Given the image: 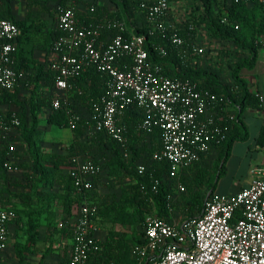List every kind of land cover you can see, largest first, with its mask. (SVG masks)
I'll return each mask as SVG.
<instances>
[{
  "label": "built area",
  "instance_id": "1",
  "mask_svg": "<svg viewBox=\"0 0 264 264\" xmlns=\"http://www.w3.org/2000/svg\"><path fill=\"white\" fill-rule=\"evenodd\" d=\"M136 1L155 29L173 30V41L184 44L175 32V22L166 18L171 0ZM258 1L264 8V0ZM57 27L63 35L55 39L48 62V67L56 71L52 106L59 109L68 102L59 92L77 91L83 95L84 90L73 79L95 68L106 77L105 92L97 100H90L95 132H103L116 140L127 155L129 130L123 116L132 104L143 115L139 129L149 133L161 131L162 149L153 157L170 162L169 178L176 179L177 183L175 191L167 196L170 217L147 218L146 241L135 247L140 263L264 264V168H256L258 177L235 194L213 192L200 217L183 224L172 218L177 196L186 191L180 180L182 173L203 160L214 143L227 138V129L222 125L226 113L220 102L217 104L220 97L208 89H200L189 78H171L164 74L162 66L149 57L146 36L133 33L127 37L128 26L124 20L105 18L88 23L74 8L59 6ZM107 32L106 39L102 40ZM21 35L22 30L15 21L0 19V98L24 79L15 57ZM257 43L264 46V33ZM203 50L200 47L199 51ZM218 105L222 112L212 109ZM77 119H70L72 129ZM230 119H235V115L231 114ZM21 123L17 112L5 114L0 104V137ZM13 159L12 155L6 158V169H15ZM71 161L70 174L85 197L73 212L72 252L64 264H94L93 256L100 249L102 223L99 206L86 193L92 190L93 179L103 171V164L81 155ZM147 170L144 163L137 166L139 175H145ZM152 190L158 192L159 180L153 183ZM1 200L0 190V252L8 242L10 223L17 218L16 210L1 205ZM0 264L20 263L5 262L0 257Z\"/></svg>",
  "mask_w": 264,
  "mask_h": 264
},
{
  "label": "trees",
  "instance_id": "2",
  "mask_svg": "<svg viewBox=\"0 0 264 264\" xmlns=\"http://www.w3.org/2000/svg\"><path fill=\"white\" fill-rule=\"evenodd\" d=\"M194 1L197 4L192 7L190 13L185 16L183 20L175 23L177 25L175 32L183 38V45H179L173 41V30L160 31L155 29V26L148 19L147 14L140 10L136 0H115V2H117L118 11L106 17L124 20L129 24L130 28L125 33L127 37L133 33L145 35L149 57L155 64L162 66L164 74L171 78H189L193 82H196L200 89H208L221 99L217 104L220 102L219 105L224 107V113H226V120L223 121L222 125L227 129V138L222 142L213 144V147L218 148L220 156L215 169L216 174L211 182L212 192L203 198L194 195L185 204L186 215L189 216L190 219L198 218L203 214L207 201L215 191L214 184L217 182L216 179L219 180L225 172L232 144L239 137L236 131L240 129L242 123L241 116L245 112L247 101L251 99L254 100V102L260 101L258 96L256 99L254 98L249 88V82L242 75L241 71L245 66L252 68L255 65L258 50L264 47L257 43L258 36L264 33V8L260 3H256V6L251 9L248 7L249 5L246 0H240L238 2L236 0ZM60 4L65 6V1L60 0ZM131 6L134 11L141 12L147 18V22L142 25L143 27L141 29L136 27L133 18L129 15V7ZM256 9L261 11L260 23L252 19L251 14ZM99 11L100 9L98 10L97 8V11L92 12V15L85 20L88 23L104 20L105 17H102L104 16L103 12ZM98 13H101V15L98 16ZM169 13L166 17L167 19H169ZM0 19H11L21 28L22 35L18 42L22 39L23 34L29 30L28 18H16L13 0H0ZM223 20L225 21L223 22ZM201 26L205 27L212 37L220 39L225 44L234 45L235 52H239L235 50V46H237L236 49L240 47L250 52V56L247 58L243 57L239 60H235L233 65L231 64V67L233 66V76L235 79L233 87L227 88V85L222 82L221 74L216 69H209L204 65V54L199 51L200 46L198 45V40L202 37ZM133 27H135L133 30L134 32L131 31ZM61 34L63 33L57 30L56 35L53 37L51 48L55 39L61 36ZM108 34L109 32L104 33L101 39L105 40ZM224 51L226 55H228L229 52L231 53V49H224ZM205 54H208V52ZM18 56L23 58V61H28L27 58L24 56L22 57L21 49L18 52ZM33 62L37 64L36 61ZM37 66L38 73L29 76L28 81V86H31V89L29 88L31 95L27 100V104L31 111V125L33 128L30 139H33L35 133L38 132V128H40L39 115L43 111L48 112V123L58 129L71 128L70 119L72 117H78V119L76 121V126L72 129L75 135V141L69 144L64 152L41 153L38 141H31L29 139L32 147L30 154H32L33 163L35 164L33 172L39 175L34 179L36 183L45 182L46 184L49 183L53 185L54 179H58L61 182L64 189L62 195L64 199V212L67 218H69V216L72 215V209L80 205L85 197L75 186L74 179L70 174L69 170L72 165L71 160L78 155L84 157L83 153H86L87 157L84 158H88L92 161L102 163V160H105V163H102L103 171L94 177L92 182L93 188L86 193L88 199L90 198L91 201L99 206L101 223L106 217L113 214L116 218L120 216L119 220H122L121 216L125 215L130 219L132 214L125 212V208L129 204L136 205L137 211L141 216L145 215L147 205H152L157 209L156 215L160 217H170L167 196L171 191H175L177 180L169 178L171 165L168 160H155L153 157L156 152L162 149L161 131L156 129L154 132L149 133L139 129L138 124L143 118V115L138 106L132 104L128 107L123 116V122L127 125L129 130L127 155L124 154V150L116 140L103 132H95L94 137H91L89 140L84 139L83 137L93 125L94 120H90L89 118L85 119L81 116L79 113V106L80 104H84L92 109L90 100H97L105 92V75L95 68H89L80 77L73 79V83L84 90V94L80 95L77 91L69 92L72 94L69 104H64L61 108L55 109L52 106L51 99L52 96L56 95V71L49 67L46 68L47 70L45 71L43 66ZM44 78H47L46 83L49 85L50 89L53 88L55 91V93H50V97L43 95L44 93L38 89L41 79ZM18 90L19 88L16 87L13 91L6 92L5 95L0 98L1 106L2 104L8 103L10 97L13 94L15 96ZM219 105L212 109L222 112V107ZM235 113V119H230V115H235ZM21 120L22 123L20 127H18V131L23 130L22 133L24 134L26 130H29L28 122L24 120V115L21 117ZM245 137L246 136H244V138ZM3 154L4 159L6 153L3 152ZM149 159L152 161L150 167L147 165ZM201 162L202 160L182 173L180 180L186 186V191L184 193L188 191V181L191 177L188 171H193L196 167H198L197 169L201 168ZM141 163L146 164L148 167L145 175H139L137 172V166ZM66 168H68V172H66ZM105 168L108 169L110 175L114 177L120 179L122 176L132 178L128 188L123 189L122 198L120 197L119 201H116V204L113 205L108 204L106 201L105 204H103V201L97 197L95 192L96 181L104 173ZM209 172V169L201 168L196 176L198 183L203 182L209 176ZM156 180H159L158 192L152 190L153 183ZM141 185H145L144 190L141 189ZM173 206L175 210L176 205L173 204ZM129 219L125 220V222H129ZM145 235V232L140 233L135 241L136 246L145 243ZM132 247L133 243L125 234H121L119 231L112 229L108 232L107 239L104 242H100V249L93 256L92 262L94 264H127L129 258H134V256L131 257L130 255Z\"/></svg>",
  "mask_w": 264,
  "mask_h": 264
},
{
  "label": "crops",
  "instance_id": "3",
  "mask_svg": "<svg viewBox=\"0 0 264 264\" xmlns=\"http://www.w3.org/2000/svg\"><path fill=\"white\" fill-rule=\"evenodd\" d=\"M87 1H98V6L96 8H98V10L100 9L99 12L106 11L104 8L107 4H101L99 0H79L78 3L84 7V4H86ZM246 2L249 5L248 7L251 9L256 6V3H259L258 0H246ZM67 4L71 5L70 0H67ZM196 4L197 3H195L194 0H171L169 19L175 23L180 22L190 13V10ZM13 7L14 14L16 15L17 19H29V30L23 34L18 45V50L15 53L17 66L19 67L20 72L23 73L24 79L18 86L19 90L17 93H15L16 95L14 96L13 94L10 97L8 103L2 104V109L4 113L8 115L12 112H17L20 117L24 115V120L28 122L29 125H31V111L29 105L27 104V100L31 95V86H28L29 76H33L38 73L37 65H40L41 67L43 66L45 71L47 70L46 68H48V62L51 55V44L53 37L56 35L58 30L57 13L53 15V12H51L52 9L45 7V5H41V7L35 6L34 0H13ZM88 7L89 5L86 7V9H79L80 11H77L82 19H88L89 16L92 15L90 10H88ZM136 12L141 13L138 11ZM99 15H101V13H98V16ZM251 15L253 21L260 23V10H254ZM134 23L136 24V21H134ZM127 26L129 29L130 25L127 24ZM134 28L135 27H133L131 31H133ZM201 34L202 37L198 40V45L200 47L203 46L204 48L205 45L208 44L206 46L210 48L217 47L218 50L234 49V45L225 44L220 39L212 37L206 28L202 26ZM261 36L262 35L258 36V38ZM236 48L237 46H235V50L243 52V57L247 58L250 56V52L248 50L240 47L239 49ZM20 49L22 51V57L24 56L28 59V61H23V58L18 56ZM31 60L36 61L37 64ZM250 69L257 70V74L252 77L243 76L249 82V88L253 93L254 98L256 99L257 96L259 97L258 94H260V101L258 100L254 102L252 99L247 101L245 112L241 116L242 123L240 129L236 131L239 137L233 142L230 155L227 160L228 163L231 157L237 153L239 155V152L243 153V155L246 157H249L248 173L251 178H248L244 182L242 188L249 186L251 182L258 177L257 173L255 172L256 168H264V47L259 48L255 65ZM46 82L47 78L41 79L38 89L44 93L43 95L50 97V93H55V91L53 88L50 89ZM59 94L61 96L67 97L68 101L70 100L69 93L62 91L59 92ZM53 98L54 96H52V99ZM47 119L48 112L43 111L39 115L40 124L46 126L49 125L50 130H55L56 127L49 124ZM60 130H67L69 137L66 139V141L68 144H71L75 141V135L72 128ZM18 134V129H15L9 133H4L0 137V190L2 193L1 205L4 207H12L17 212V218L10 223L8 242L4 250L0 252V257L5 262H14L20 264H64L72 252V227L75 219L73 212L76 210V208L74 207L72 209V215L67 218V226H69L68 230L71 232L60 226L58 227L57 232L54 226H57L56 223L60 218L66 216L64 212V199L62 198L64 189L58 179L53 180V189H49L47 186L48 183H36L32 173L33 169L35 168V164L33 163V158L29 157L30 152L27 154L25 152L22 153L18 151L19 149H22V147H16V152L11 149L14 147V145L19 144V142L15 140ZM244 136L246 137L244 138ZM214 149L215 150L213 151L211 149L212 152L210 151V153L215 152L216 154H220L218 148L214 147ZM64 151H66V149L59 151L58 153ZM3 152L6 153L4 159ZM10 155L14 156L13 163L15 169H6L4 167L3 163ZM203 160L201 162V166L204 167L203 163L205 160ZM197 168L198 167L194 168L193 171L189 170L188 174L193 177V172ZM66 172H68V168H66ZM108 177H111V175H108ZM108 177L106 175L97 179L95 192L97 197L102 199V201H106L108 204L113 205L116 204V201H119L120 197L122 198L123 189H127L128 186H125L127 184L124 181V184L122 185H120L119 182H115V186H111L110 188V186L107 185V182H112ZM123 178L128 179L124 176ZM130 181L128 179L129 183H131ZM117 193L118 197L115 196ZM56 204L61 205L62 210H54V205L56 206ZM61 211L64 213L63 215L60 213ZM102 225L101 231L99 232V237L101 242H104L107 239L108 231H104L102 229ZM49 247H65V251L62 252L56 248L54 251H51ZM130 255L131 257L133 256L132 251ZM134 261V258H129L127 264H134Z\"/></svg>",
  "mask_w": 264,
  "mask_h": 264
},
{
  "label": "rangeland",
  "instance_id": "4",
  "mask_svg": "<svg viewBox=\"0 0 264 264\" xmlns=\"http://www.w3.org/2000/svg\"><path fill=\"white\" fill-rule=\"evenodd\" d=\"M71 5L67 4V0L65 1L66 7L72 9L74 8L76 11H80L82 9H86V7L89 5L88 10H90V13L97 11V4L98 1H87L85 6H81L79 0H70ZM99 2L102 4H107L106 7L104 8L105 12H103V15L106 17H109L112 15V13H116L118 11V6L117 2L115 0H99ZM121 2V1H120ZM35 6L41 7V5H45V7H49L51 12H53V15L57 13V9L59 6H62L60 4L59 0H34ZM95 3V4H94ZM32 4V3H31ZM101 7V6H100ZM80 9V10H79ZM129 15L136 21V27H139L140 29L143 27L144 23L147 22V18L144 14L142 13H137L136 11L133 10V7H129ZM83 12V11H82ZM78 14V13H77ZM139 14V16H138ZM79 15V14H78ZM103 19V18H102ZM138 21V22H137ZM129 22V21H128ZM130 23V22H129ZM131 24V23H130ZM208 45V44H206ZM204 47L203 54H204V65L208 67L209 69H216L222 77V82H224L227 85V88H231L235 84V79L233 76V66L231 67V64L233 65L235 63V60H239L243 58L242 51L235 52L234 49L231 50V53L229 52L228 55L224 54V50H218V48H210L208 46ZM203 47V46H201ZM208 54H205L207 53ZM234 52V53H232ZM234 62V63H233ZM242 75L244 76H255L257 74V70H252L248 67H243L241 71ZM71 93H69V99H71ZM70 101V100H69ZM69 101L67 103H69ZM66 103V104H67ZM79 113L81 116H83L85 119L89 118L90 120H93V115L90 107L84 104H80L79 106ZM94 125V122H93ZM91 126L90 129L86 132V135L83 137L86 140H89L91 137L95 136V131H94V126ZM40 128H38V132L35 133L33 137V141H38L39 147H40V152L41 153H47V152H59L62 150H65L67 146L69 145L66 141V139L69 137L67 130H60L58 128L51 129L49 125H43L39 124ZM29 130L25 131L24 134L22 131L19 130V134L16 136V141L19 142V144L14 145L13 151L16 152L17 148L22 147V149H19L18 151L22 153H27L31 151V144H30V134L33 133V128L32 125L28 124ZM18 129V128H17ZM31 140V139H30ZM31 140V141H32ZM35 149V148H34ZM215 150L214 147H212V151ZM211 151V152H212ZM84 157H87L86 153H83ZM82 156V155H81ZM219 156L220 154H216L215 152L209 153V155L203 160L204 167L202 166V169H209V176L201 183H198L196 176L198 175L199 171L201 168L196 169L193 174V177H190V180L188 181V191L184 194H179L176 198V208L172 214V218L174 221L178 222L179 224H183L186 220L190 219L189 216L186 215V208L185 204L187 201L193 197L194 195H198L201 198L205 197L207 194L212 192V187H211V182L216 174L215 169L216 165L219 162ZM29 157H32V154H29ZM149 159L147 161L148 167L152 165V161ZM105 163V160H102ZM28 163V162H26ZM248 165H249V157L243 155V153L239 152L233 155L231 159L228 161L226 165V170L223 173V175L220 177V179H216L217 182L214 184L215 186V191L216 193H221V194H235L237 193L242 186L244 185V182L248 179L251 178V176L248 173ZM34 179L38 177L39 175L35 174V172H32ZM110 175V172L108 169L105 168L104 173L101 176H106ZM100 176V177H101ZM125 177V176H124ZM110 179V182H107V185L113 187L115 186V182H119L120 185L124 184V181L126 182L127 185L129 186L131 183L128 182L132 179L131 177L123 178V176L120 178L114 177L111 175V177H108ZM192 178V179H191ZM123 179V180H122ZM131 182V181H130ZM49 189H53V185H50L49 183L47 184ZM124 186V187H125ZM213 186V187H214ZM115 196L118 197V193L115 194ZM102 201V199H100ZM103 204L105 202L103 201ZM52 205V204H50ZM59 209L62 210L61 205H54V210L58 211ZM125 212L131 213L130 219L125 215L121 216L122 220H119L120 216L116 218V216L110 215L106 217L103 221L102 229L104 231H110L112 229L119 231L121 234H125L133 243L132 247V254L134 256V264H145L146 261L143 263H140L139 255L136 252V245L135 241L136 238L140 235V233L145 232L146 228V221L149 216H154L157 214V209L156 207L152 205H147V208L145 210V215L141 216L138 211L137 207L134 204H129L125 208ZM62 215L64 214L62 211L60 212ZM198 214V213H197ZM196 214V215H197ZM105 217V216H104ZM62 219V220H61ZM129 219V222H125V220ZM57 226L55 225V230L58 232V227L66 228L67 231H69V226L68 220L66 216H63L57 221ZM56 232V233H57ZM70 232V231H69ZM51 251H54L55 248L59 251L64 252L65 247H49Z\"/></svg>",
  "mask_w": 264,
  "mask_h": 264
},
{
  "label": "bare ground",
  "instance_id": "5",
  "mask_svg": "<svg viewBox=\"0 0 264 264\" xmlns=\"http://www.w3.org/2000/svg\"><path fill=\"white\" fill-rule=\"evenodd\" d=\"M128 154V153H127Z\"/></svg>",
  "mask_w": 264,
  "mask_h": 264
}]
</instances>
